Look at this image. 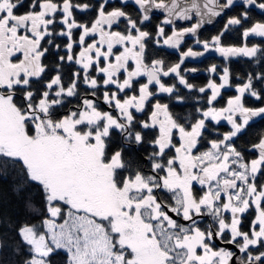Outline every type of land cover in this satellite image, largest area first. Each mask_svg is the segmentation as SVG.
<instances>
[{"label": "snow or ice", "instance_id": "obj_1", "mask_svg": "<svg viewBox=\"0 0 264 264\" xmlns=\"http://www.w3.org/2000/svg\"><path fill=\"white\" fill-rule=\"evenodd\" d=\"M108 2L102 0L89 24L78 23L73 15V9L89 11L93 6L88 3L0 0V175L7 176L11 168L26 177L13 186L18 196L30 184L42 192L40 205L31 196L25 200L29 219L19 227L10 218H0V225L16 227L20 238L9 246L17 255L26 253L22 264H52L55 253L64 254L63 264H264V183L257 182L264 174V135L251 146L258 156L250 161L233 143L253 118L264 117V107L249 108L243 102L246 94L261 99L251 77L237 86V95L227 100L226 107L216 108L212 105L221 89L229 86L225 67L221 83L209 81L207 88L198 89L211 90L210 107L185 125L168 104L153 98L176 91L175 85L162 81L170 75L192 90L194 86L181 75V64L204 53L189 48L180 53L179 63L169 67L161 59L146 62V41L161 46L162 38L163 46L179 50L185 36H197L205 16H220L235 0L222 4L204 0L203 6L197 0H132L139 20L122 7L106 11ZM242 2L264 12V0ZM21 7L29 10L18 13ZM154 10L165 15L155 37L140 27ZM193 14L200 18L195 24L176 28L177 20L190 21ZM242 17L249 19L247 12ZM122 21L124 31L113 30ZM57 23L63 25L59 31ZM241 23L240 17H231L211 41L197 38L196 43L226 59L255 57L261 51L257 46L221 43L224 32ZM164 25L173 26L171 35ZM56 36L66 38L65 54L58 60L82 69L71 74L67 85L59 64L54 77L42 79L46 71L42 59L49 51L42 42L59 50ZM250 36L264 38V22L243 31L245 39ZM210 71L217 69L213 66ZM258 79L264 83V77ZM80 82L91 91L60 115L66 98L78 96ZM101 89L102 97H97ZM88 96L102 99L112 111L101 109ZM146 109L148 118L137 119L135 113ZM221 121H227L231 130L201 151L198 145L208 122ZM146 143L152 148L146 157L148 172L125 160L126 153ZM248 214L253 219L244 230ZM206 217L212 223L202 228ZM3 235L0 249L5 246ZM216 241L236 251L218 247Z\"/></svg>", "mask_w": 264, "mask_h": 264}, {"label": "trees", "instance_id": "obj_2", "mask_svg": "<svg viewBox=\"0 0 264 264\" xmlns=\"http://www.w3.org/2000/svg\"><path fill=\"white\" fill-rule=\"evenodd\" d=\"M131 1V2H130ZM28 0H25L27 3ZM102 0H73V3H88L93 7L86 12H81L78 9H73L74 18L78 23H89L94 21L97 16L98 5ZM261 2V0H257ZM112 7H122L133 19L139 20L140 11L136 5L129 0L128 4H122L121 0H109L108 4L105 5L106 11H111ZM27 7H21L17 11L18 13H23L28 11ZM247 12L249 19L244 20L242 14ZM151 19L144 22L140 25L141 29L144 31L150 32L153 37H155L157 31V25L161 24L164 18L150 14ZM231 17H240L242 23L239 26H232L228 31L224 32V35L221 37V43L226 47H243L247 45L248 47L257 46L260 48V52L257 53L255 57L247 56H236L224 58L219 53L215 51H203L200 47H196V39L199 38L201 41H210L212 37L218 35L220 32L224 31V26L227 20ZM256 22H264V12L260 9L255 10L252 7H245L242 0L237 1L231 8H228V11L222 16V18L217 21L210 29L201 30L197 33V36L187 35L184 38L182 44L180 45L179 50L168 48L163 46V40L161 38L160 45L158 46L152 40L146 41V62L151 63L153 59H161L164 61L165 67L172 66L180 61V53L186 52L191 48L195 52L204 53L201 56L189 57L184 60V63L181 64V75L192 84L194 87L192 90L185 88L183 85L179 84L178 78L174 75L162 78V81L167 86L175 85L176 91L172 96L167 94H159L153 98L159 100L161 103H166L169 106L170 112L176 117L181 123L188 125L192 122H195L196 119L200 118V111L207 110L210 107L207 104V98L210 96V92L206 91L205 93H200L198 91L201 87H206L209 81L218 83V77L222 74L225 67L228 68L230 73L229 86L221 89L220 96L214 102L212 106L216 108H223L226 106L227 100L236 95L235 89L237 86H241L248 82L249 77L252 79V85L254 90H256L261 95V99L257 100L250 95H245L243 102L246 107L249 108H259L264 107V83L261 82V79L258 77H264V39L260 37L250 36L247 39L243 37V31L246 28H250ZM193 25L191 22L190 25L179 27L177 29H183ZM165 32L167 35H171L172 25H164ZM56 31H59L63 28V25L57 23L55 25ZM125 22H121L120 25L113 26V30L124 31ZM75 33L79 34V29L74 30ZM47 39V38H46ZM55 44L60 45V49L57 50L54 47L43 43L44 47H48L49 51L46 53L45 57L42 59L44 65H46V71L42 76L44 81L50 80L56 75L57 69L56 65L59 64L60 74L62 75V80L65 85H67L71 80V74L79 70L82 72V69L75 64L62 63L58 60L59 55L65 54L64 44L66 43L65 37L56 36ZM79 46H76V50ZM200 49V50H199ZM215 66L217 71L215 73H209V70ZM192 71L193 73L189 72ZM194 70V71H193ZM95 75L94 72L90 73ZM142 81H145L141 78ZM37 85L33 83V88H36ZM111 87V86H110ZM42 88V85H41ZM113 90H115L113 88ZM90 89L86 88L82 82H80V87L78 89L77 97H68L66 98V104L60 110V115L66 113L69 109H74L77 104L80 102V99L83 98ZM103 89L98 90L97 97H102ZM91 97L93 100H96L101 109H106L107 107L103 104L102 99H97V97ZM177 97H181L182 100L178 101ZM109 109V108H108ZM149 109H146L145 113H135L137 119H147ZM238 120V119H237ZM228 127L223 124H213L208 122V126L205 129L204 136L201 139L200 145H198L201 151L205 150L208 146L209 141L213 139H221L224 134L228 133ZM264 135V117H257L250 121V124L245 128L244 132L239 134L234 138L233 143L235 147L241 151L245 157L246 161L257 158V156L250 150L251 146L257 143L261 137ZM116 137H119V134L116 133ZM119 139H122L120 137ZM147 139H151L148 137ZM152 151L151 145L146 143L141 149H138L131 154H125L126 161H132L133 167L135 168L136 164H139V167L145 171H150V162L146 159L148 154ZM127 174V173H126ZM26 177L19 175L18 171L8 169V175H0V218H10L11 222L19 227L21 221L29 219V214L25 209V200L31 196L34 203L40 205L42 200V192L39 187L35 184H30L26 187L18 196L13 191V186L19 184ZM264 180V174L258 175L257 182L262 183ZM162 196H167V193H161ZM253 215L248 214L243 221L242 227L244 230H247L249 222L251 221ZM212 221L206 217L204 218L201 227L206 228ZM16 227L9 228L6 225H0V234L3 235L2 238L5 241V246L3 249H0V264H22L24 256L26 253L21 252L19 255L13 252V248L9 245H14L16 241H19V236L16 234ZM52 264H63L64 254L55 253L50 257Z\"/></svg>", "mask_w": 264, "mask_h": 264}, {"label": "water", "instance_id": "obj_3", "mask_svg": "<svg viewBox=\"0 0 264 264\" xmlns=\"http://www.w3.org/2000/svg\"><path fill=\"white\" fill-rule=\"evenodd\" d=\"M185 2L187 3V0H185ZM197 2L200 3L201 6H203L204 0H197ZM250 7L254 8L255 10H258V8H256L255 6H250ZM227 11H228V9H224V10L222 11V14H221L220 16H218V17H208V16H205V17H204V19H205V23H204L203 26L198 30V32L201 31V30L210 29V28H211V27H212L217 21H219V20L222 18V16H223ZM150 14H154V15L159 16V17H161V18H165L164 13L159 12V11H155V10H154V11H153L152 13H150ZM199 19H200L199 17H197L195 14H193V18H192V20H190V21L177 20V21L175 22V25H177V26H179V27H183V26H187V25H189L191 22H193V23L195 24ZM209 19H211V23H208V22H207ZM189 72L193 73L191 70H190ZM88 98L92 99L91 97H88ZM237 117H239V116H237ZM253 119H255V118H253ZM252 152H253L255 155L258 156V153H256L255 151H252ZM174 218H175V217H174ZM177 219H179V218H177ZM180 222H181V223H185L184 221H180ZM216 243H217L218 247H225V248H228L229 250L236 251L231 245H225V244H222V243H220V241H216ZM237 255H239V253H237Z\"/></svg>", "mask_w": 264, "mask_h": 264}, {"label": "rangeland", "instance_id": "obj_4", "mask_svg": "<svg viewBox=\"0 0 264 264\" xmlns=\"http://www.w3.org/2000/svg\"><path fill=\"white\" fill-rule=\"evenodd\" d=\"M235 1H236V0H235ZM237 1H240V0H237ZM130 2H131V1H130ZM134 5H135V4H134ZM136 7H138V6H136ZM186 37H187V36H185L184 38H186ZM262 39H264V38H262ZM210 41H211V40H210ZM194 45H195L196 47H200L201 50L205 51L204 48H203V46H202V44L194 43ZM165 47H167V46H165ZM172 50H173V48H172ZM199 50H200V49H199ZM75 51H76V52H79V47H78ZM198 52H200V51H198ZM239 56H243V55H239ZM233 57H236V56H233ZM77 66H79V65H77ZM209 73H211L210 70H209ZM222 74H223V72H222ZM222 74H221V75H222ZM221 75H220V76H221ZM172 76H173V75H172ZM220 76L218 77V83H217V84L221 83V81H220ZM162 78H165V77H162ZM142 79H144V80H145L144 82H146V77H142ZM207 85H208V84H207ZM207 85H206L205 88H207ZM208 91L210 92V95H211V90L209 89ZM235 91H236V89H235ZM236 95H237V92H236ZM236 95H235V96H236ZM105 106L107 107V105H105ZM226 106H227V103H226ZM226 106H225V107H226ZM103 110H106V111H112V109H108V107H107V109L104 108ZM237 119L240 120L241 118L238 117ZM211 123H213V122H211ZM220 123L225 124V125L228 127V131L231 130V125H229V124L227 123V121H221ZM213 124H215V123H213ZM222 138H223V137H222ZM222 138H221V139H222ZM208 147H210V144H209V143H208L207 148H208ZM207 148H206V149H207ZM206 149H205V150H206ZM262 183H264V180H263ZM208 219H209V221H211V218H208ZM252 219H253V217H252ZM252 219H251V220H252Z\"/></svg>", "mask_w": 264, "mask_h": 264}, {"label": "flooded vegetation", "instance_id": "obj_5", "mask_svg": "<svg viewBox=\"0 0 264 264\" xmlns=\"http://www.w3.org/2000/svg\"><path fill=\"white\" fill-rule=\"evenodd\" d=\"M225 2V0H220V3L222 4V3H224ZM235 2H237V0L235 1ZM240 255V254H239Z\"/></svg>", "mask_w": 264, "mask_h": 264}]
</instances>
